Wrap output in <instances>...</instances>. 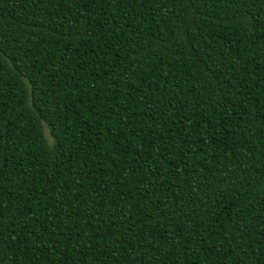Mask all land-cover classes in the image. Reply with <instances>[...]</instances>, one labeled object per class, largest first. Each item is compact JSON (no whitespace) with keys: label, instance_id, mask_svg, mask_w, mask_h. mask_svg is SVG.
Here are the masks:
<instances>
[{"label":"trees","instance_id":"16d2710c","mask_svg":"<svg viewBox=\"0 0 264 264\" xmlns=\"http://www.w3.org/2000/svg\"><path fill=\"white\" fill-rule=\"evenodd\" d=\"M0 264H264V0H0Z\"/></svg>","mask_w":264,"mask_h":264}]
</instances>
